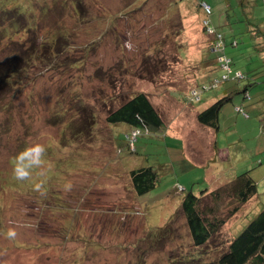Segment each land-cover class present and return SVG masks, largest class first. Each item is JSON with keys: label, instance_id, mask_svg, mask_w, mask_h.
I'll return each mask as SVG.
<instances>
[{"label": "rangeland", "instance_id": "obj_1", "mask_svg": "<svg viewBox=\"0 0 264 264\" xmlns=\"http://www.w3.org/2000/svg\"><path fill=\"white\" fill-rule=\"evenodd\" d=\"M2 2L0 66L22 64L0 96V264H168L194 253L175 187L199 195L249 172L256 196L203 248V262L215 264L264 208V53L255 49L264 0ZM201 2L244 80L208 90L222 71L201 30ZM138 93L159 114L160 131L106 122ZM224 94L217 130L200 125L196 114ZM128 133L138 135L132 152ZM33 143L46 149L44 174L17 181L12 158ZM141 167L154 169L158 184L136 196L129 173ZM38 182L44 195L33 190ZM229 209L223 201L220 215ZM173 216V234L153 238ZM9 228L14 241L3 235Z\"/></svg>", "mask_w": 264, "mask_h": 264}, {"label": "trees", "instance_id": "obj_2", "mask_svg": "<svg viewBox=\"0 0 264 264\" xmlns=\"http://www.w3.org/2000/svg\"><path fill=\"white\" fill-rule=\"evenodd\" d=\"M13 1L15 2V0ZM202 3L203 2L199 4L200 8ZM0 4L4 7V2ZM7 7V9H11L10 7L16 8L17 6L14 7L10 4ZM210 15L203 17L201 30L205 35L207 34L202 24L203 21H207L208 26L214 32L207 37L212 38L214 41L216 35L221 36L222 49L217 52L216 59L219 57H227L224 54V41L222 35L212 27ZM259 44L255 47L256 51L264 53V37L262 38L261 44ZM230 45L231 47L237 46V42L233 41ZM216 63L218 69L221 70L222 73L215 81H218V83L228 81L222 80L223 68L219 61ZM21 64V57H16L15 59H11L6 66H0V96L1 94H5L6 90L12 89L10 87V84H12L10 80L11 75L14 76V74L16 75L19 72ZM229 68L231 69V61H229ZM212 84L213 82L209 83V86ZM245 91L246 89L243 90V95ZM228 101H230V98L224 96L207 107V109L197 113V122L202 126L217 130L220 109L224 103ZM10 120L11 118L9 116L3 121L6 124L4 125L5 129L3 133L6 132V127ZM106 122L109 125L122 124L136 132H138L139 129H144V131L153 133L160 131L163 125L159 114L156 112L147 96L143 93H138L125 100L115 110L109 112L106 117ZM137 136L133 138L131 137V133L124 134V139L128 143V151L131 150V144L133 143L132 139H136ZM132 151L133 150H131V152ZM129 177L132 190L136 196L146 195L154 190L158 184V175L151 167H141L132 170L129 173ZM184 192V189L179 187V185L175 187V193H177V195L178 193L183 194L179 199L178 210L179 213L184 216L187 233L190 237L192 247L194 248V253L188 254L185 257L179 256V258L170 256L168 264H214L212 262H203V258L206 255L205 249L203 248L207 247L210 242L215 240V237L226 223V219L234 216L241 206L245 205L250 199L256 196V184L249 172H245L223 183L214 190L205 189L199 195H194L192 192ZM207 201H209L211 205H208ZM223 201H225L230 208L226 217L222 216V214L220 215V207L222 208ZM174 218L173 216L169 222L165 223L166 225L163 228L154 230V232L157 231V233L153 235V238H162V233L173 234V230L175 229L172 226ZM149 238L153 239L152 236ZM219 255L220 257L216 259L215 264H264V208L255 215L235 238L233 237L225 250Z\"/></svg>", "mask_w": 264, "mask_h": 264}, {"label": "clouds", "instance_id": "obj_3", "mask_svg": "<svg viewBox=\"0 0 264 264\" xmlns=\"http://www.w3.org/2000/svg\"><path fill=\"white\" fill-rule=\"evenodd\" d=\"M203 3H205V2H203ZM199 9H200V11H202V9L200 7H199ZM204 17H205V15H204ZM206 36H208V34H206ZM212 42H213V46H211L212 51H213V53L217 54L218 51L215 49V40L213 41V39H212ZM225 58H227V57H225ZM217 61H219V58L216 59V62ZM235 73H238V72H232V70H231V76L228 80H232L233 75ZM223 74H224V71H223ZM242 79L244 80L245 78L243 77ZM215 82H217V83L215 84ZM220 83H222V82L218 83V81H214L213 84L209 86V88H211L213 85L215 87H217ZM201 92L202 91L198 90V96H197L198 99L196 101L195 100H193V101L189 100V101L193 102V103L199 102ZM239 110H242V109H239ZM45 151H46V149L43 145L38 144V143H33L31 145L24 147L19 152H17L16 155L12 158V175L14 176V178L17 181H27L30 179V177L32 176L33 170H35V169H40L41 175H43L44 174V171H43L44 159L43 158H44ZM71 188H72V185L70 182H66L64 184V190L65 191H70ZM33 190L39 192L41 195H44L45 191H46L42 182L35 183L33 185ZM3 235L6 239L14 241L16 236H17V232L14 228H9L5 233H3Z\"/></svg>", "mask_w": 264, "mask_h": 264}, {"label": "built area", "instance_id": "obj_4", "mask_svg": "<svg viewBox=\"0 0 264 264\" xmlns=\"http://www.w3.org/2000/svg\"><path fill=\"white\" fill-rule=\"evenodd\" d=\"M201 9H202L205 16H208L211 14V9L206 3L201 4ZM202 24L205 27L206 33L208 35H212L214 33L213 30L208 26L207 21H203ZM215 49L217 51H220L222 49V43H221V36L220 35L215 36ZM229 61L230 60H228L225 57H219V62H220L221 66L223 68V71H224V74L222 76V80H224V81L228 80L231 76V70L229 68ZM242 78H243V76L240 73H235L233 75V79H242ZM216 83L217 82H215V84ZM192 96H194V95H192ZM197 99L198 98L196 97L195 100H197ZM237 111H241V110L238 109ZM133 135H134V133H133Z\"/></svg>", "mask_w": 264, "mask_h": 264}, {"label": "crops", "instance_id": "obj_5", "mask_svg": "<svg viewBox=\"0 0 264 264\" xmlns=\"http://www.w3.org/2000/svg\"><path fill=\"white\" fill-rule=\"evenodd\" d=\"M260 37H261V39H262V38L264 37V33H263V34H260ZM260 44H261V43H260ZM260 44H259V45H260ZM210 51H211V53L213 52L211 47H210ZM238 73H240V72H238ZM221 84H223V83H220L219 85H221ZM219 85H218V86H219ZM218 86H217V87H218ZM217 87H215V86L213 85L211 88H208V89L211 90V89H215V88H217ZM224 96H227V95L224 94L223 97H224ZM200 97H201V95H200ZM223 97H222V98H223ZM220 99H221V98H220ZM218 100H219V99H218ZM215 102H216V101H215ZM196 115H197V114H196Z\"/></svg>", "mask_w": 264, "mask_h": 264}]
</instances>
